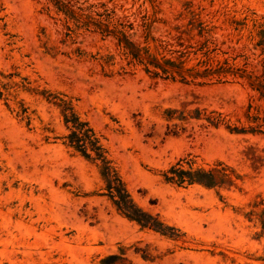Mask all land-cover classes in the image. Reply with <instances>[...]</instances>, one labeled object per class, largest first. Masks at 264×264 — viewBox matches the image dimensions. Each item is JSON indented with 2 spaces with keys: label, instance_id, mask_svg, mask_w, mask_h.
Masks as SVG:
<instances>
[{
  "label": "rangeland",
  "instance_id": "obj_1",
  "mask_svg": "<svg viewBox=\"0 0 264 264\" xmlns=\"http://www.w3.org/2000/svg\"><path fill=\"white\" fill-rule=\"evenodd\" d=\"M0 264H264V0H0Z\"/></svg>",
  "mask_w": 264,
  "mask_h": 264
}]
</instances>
